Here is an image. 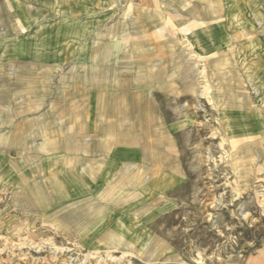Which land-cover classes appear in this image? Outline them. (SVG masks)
<instances>
[{
    "label": "rangeland",
    "instance_id": "rangeland-1",
    "mask_svg": "<svg viewBox=\"0 0 264 264\" xmlns=\"http://www.w3.org/2000/svg\"><path fill=\"white\" fill-rule=\"evenodd\" d=\"M13 1L0 0V264H264V0H78L87 16L73 27L65 1H28L26 28ZM87 56L130 62L72 64ZM85 68L105 71L91 87L141 90L172 126L184 178L131 214L42 206L59 146L34 117L88 89Z\"/></svg>",
    "mask_w": 264,
    "mask_h": 264
},
{
    "label": "crops",
    "instance_id": "crops-1",
    "mask_svg": "<svg viewBox=\"0 0 264 264\" xmlns=\"http://www.w3.org/2000/svg\"><path fill=\"white\" fill-rule=\"evenodd\" d=\"M28 1L38 0H14L16 6L10 3L19 25L24 28L37 16L27 8ZM51 1H55V5L65 1V15L70 18L66 27L83 25L79 17H86L87 12L82 10L81 13L77 9L79 3L77 5L75 1L78 0ZM90 19L94 24V19ZM33 22L37 24L35 20ZM80 59L72 64L92 66L130 62L120 57L87 56ZM54 64L65 62L58 60ZM85 70L89 71L85 72L83 83L88 89L83 88L77 94L71 91L56 95L60 97L55 105L40 117H34L40 123H50L46 131L38 128L37 135L59 146L50 153L48 164L43 168L44 180L38 185L47 199V204L42 206L66 210L73 219L90 215L98 218L101 215L97 212L99 209L90 204H126L122 209L131 214L132 209L152 203L158 194L169 193L174 182L179 184L184 178L172 150L175 143L171 137L172 126L159 115L161 111L155 102L140 93L141 90L122 92L118 90L116 80L110 78L100 87H91L89 80L107 79L101 77L105 76L102 75L105 71L98 68ZM24 78L20 77L18 81L21 83ZM74 96H78L77 103L72 100ZM18 122L21 123L20 116ZM30 143L25 134H18L17 145ZM24 178L25 175L20 177L18 183ZM23 199L27 201L26 195ZM126 222H130L129 217Z\"/></svg>",
    "mask_w": 264,
    "mask_h": 264
},
{
    "label": "bare ground",
    "instance_id": "bare-ground-1",
    "mask_svg": "<svg viewBox=\"0 0 264 264\" xmlns=\"http://www.w3.org/2000/svg\"><path fill=\"white\" fill-rule=\"evenodd\" d=\"M109 256V255H108ZM116 260V259H115ZM110 261V260H109Z\"/></svg>",
    "mask_w": 264,
    "mask_h": 264
}]
</instances>
